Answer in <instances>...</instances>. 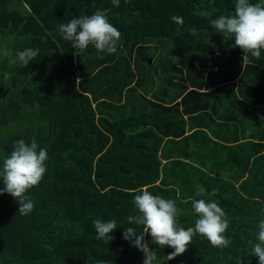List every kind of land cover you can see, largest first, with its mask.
<instances>
[{"label":"trees","instance_id":"obj_1","mask_svg":"<svg viewBox=\"0 0 264 264\" xmlns=\"http://www.w3.org/2000/svg\"><path fill=\"white\" fill-rule=\"evenodd\" d=\"M235 2L120 0L116 7L112 0H0V167L21 138L29 143L35 139L49 156L43 180L27 193L34 202L31 213L21 215L13 197L0 195V264H97L101 259L143 264L144 254L122 235L127 227L143 230L127 221L137 214L133 199L143 187L175 200L183 210L178 217L182 227H194L198 215L192 201L201 198L215 200L229 220L227 247H214L197 234L187 251L170 261L167 255L174 249L155 246L146 234L161 264H258L251 249L264 220V173L253 158L264 162V50L259 59L249 54L243 60L233 38L223 37L210 23L232 14ZM212 9L218 11L211 18L200 15ZM97 10L107 12L121 33L119 44L125 43L136 59L150 65L153 74L142 81L141 71L130 68L121 49L109 55L90 45L74 55L76 50L57 26ZM173 15L181 16L183 24L173 22ZM149 39L152 46L145 44ZM24 48L39 49L28 67L12 63ZM143 48H163L155 56L161 65L146 61ZM157 76L165 97L154 104L164 112L145 113L142 120L140 112L132 119L112 117L116 102L146 99L139 94L131 100L133 95H123L122 87H142ZM225 82L226 93L219 97L217 91L225 85L216 90L213 86ZM190 120L196 134L208 136L207 170L186 162L182 158L188 155L180 152L186 171L179 169L173 180L163 178L164 156L174 160V153H161L164 137L171 128L184 135ZM186 180H195L189 196L173 183L181 188ZM201 187L207 194L197 196ZM95 219L117 221L109 244L96 238Z\"/></svg>","mask_w":264,"mask_h":264},{"label":"clouds","instance_id":"obj_2","mask_svg":"<svg viewBox=\"0 0 264 264\" xmlns=\"http://www.w3.org/2000/svg\"><path fill=\"white\" fill-rule=\"evenodd\" d=\"M127 2L129 0H125V3ZM112 4L118 7L120 0H112ZM216 11L218 9L202 11L200 15L211 18ZM170 19L177 24H183L181 16L173 15ZM210 23L223 37L233 38L235 47H239L244 53L243 60H248L249 54L256 59L261 57L264 50V3L253 4L250 0H236L232 14L219 15L210 19ZM57 30L63 40L71 42L72 48L76 50L74 55L77 56L90 45L100 53L115 54L121 39L120 31L109 21L107 12L101 10L91 15L81 14L73 17L67 23H60ZM207 44H211V41L208 40ZM4 54L11 55L6 50ZM38 54L39 49L24 48L16 52L12 63L18 62L22 67H28ZM76 82L78 86L79 78ZM261 119L264 120V117ZM48 159L46 148L39 147L35 139L29 143L23 138L14 142L13 150L3 159L0 181L4 187L0 188V195L7 193L13 197L19 205L18 212L21 215H28L34 209V202L27 193L43 180ZM137 191L139 194L133 199L137 214L129 215L127 221L129 224L142 226L143 230L138 232L136 227H127L122 235L124 240L144 254L143 264H161L157 251L145 240L146 234L150 235L155 246L174 249L167 255L168 261L184 254L197 234L205 237L214 247L223 248L230 244V240L225 236L229 220L215 200H193L192 208L198 218L194 227L185 228L178 223V217L183 210L177 207L175 200L154 195L147 187ZM196 194L204 196L207 193L201 187ZM93 226L96 238L106 244L112 241L110 234L118 227L115 219H95ZM258 229L257 242L253 244L251 251L258 258V264H264V220L260 221ZM97 264H110V261L101 259Z\"/></svg>","mask_w":264,"mask_h":264},{"label":"crops","instance_id":"obj_3","mask_svg":"<svg viewBox=\"0 0 264 264\" xmlns=\"http://www.w3.org/2000/svg\"><path fill=\"white\" fill-rule=\"evenodd\" d=\"M149 41H150V39L147 40L145 42V44L147 46H152L153 43H151V42L148 43ZM137 45H141V44H137ZM126 46H125V43L122 42L121 44H118V50H120V49L125 50V54H127L125 56L129 59L130 68L133 67L135 70L137 68L139 71H141V77H142V81H143L145 79V77L147 76V74H153V70L150 67V65L142 63L140 60L136 59L135 56H133L131 53L132 50H130L129 48H126ZM162 49L156 48V49H154L155 52L154 51L150 52L146 48H143V49H141V51L145 53L144 57L147 58L146 61L152 60V62H154V63L158 62L157 65L159 66V65H161V63H160L158 57L162 54L161 53ZM137 50H139V49L133 48V52H135ZM128 53H129V55H128ZM157 54H158V57H157L158 59L155 58V56ZM126 69H127V66H126ZM208 71L210 72L209 67H208ZM209 72H208V75L210 78ZM161 75H164V70L161 72ZM125 76H128V73H126ZM80 79L81 78H79V80ZM154 79H155L154 82H152L151 79H148L147 83L145 85H143L142 87L136 85L135 83L132 85L128 84V85H125L124 87H122L121 89L124 90L123 95H125L126 93H130L133 95L131 100H133L136 97V95H139V94L145 95L146 99L145 100L139 99V101H132V102H129V104H127V105H123L124 102L118 100L119 102H116L117 106L114 105V107H113V116L112 117L116 118V119H120L122 117L128 116L127 118L132 119V118H134V116H133L134 113L140 112V113H142V116H141V120H142L145 113H147V115H148L149 113L153 112L154 115H156V113H158V112H160V113L164 112L165 109L163 106L157 107V105L154 104V102H156V101L164 102L165 90H164V87L162 85L163 83L160 82V76H159V78L157 76ZM151 83H152V87L150 86ZM222 85H225V87L220 89L219 91H217V92H219V97H222V95L226 93L228 84L225 82V83H221V84L213 86L214 90H216V89L221 88ZM193 94H195V97L197 96L196 93H193ZM124 100H125V98H124ZM189 103H190V101H189ZM189 103H188V106H189ZM209 104L212 105L214 103L209 100ZM164 105L166 107L168 104H164ZM121 106H123V107H121ZM262 112H263L262 110H257L255 113L258 115H262ZM135 117H138V115L135 114ZM186 117L188 119L190 118V116H185V118ZM205 119L208 120V117H205ZM183 124H185V123H183ZM194 124H195V122L193 120L186 122V124H185L186 130L184 131V135L178 134L176 129L173 131V128L170 129L171 130L170 136L165 135L161 153H162V155H164L168 152L174 153V155H173L174 160H171L173 162V165H170L171 161L166 160V156H164L163 166L164 165L165 166L162 169V173H161L163 178H168L169 180H173L174 174H176L179 171V169H181V171H182V169L185 168L184 165L186 164V162L194 165V167H196V165H203V166H205V169L207 170V168H206V165L208 166L207 150L209 152L211 149V147L208 148V143H207L208 142V136L203 137L202 135L196 134L197 131H195V128L197 126ZM177 128H178V126H177ZM205 132L208 133V127L205 128ZM200 140H205V142H203V144H200ZM253 140L258 141L256 139H253ZM198 144H199V147H198ZM180 152L186 153L188 156H185V157H188V158L187 159L182 158V156L180 155ZM177 155H179V158H176ZM181 158L185 159L186 162L183 163L181 160H179ZM197 160H201V161L206 160V163H198ZM253 161H255L257 166L261 165V171H259V172L264 173V162L261 163L259 161H256V158H253ZM183 171L185 172L186 168ZM224 172L226 175L225 170H224ZM173 183H174V187L177 189V191L180 192L181 188L175 182H173Z\"/></svg>","mask_w":264,"mask_h":264},{"label":"rangeland","instance_id":"obj_4","mask_svg":"<svg viewBox=\"0 0 264 264\" xmlns=\"http://www.w3.org/2000/svg\"><path fill=\"white\" fill-rule=\"evenodd\" d=\"M9 49H12V48H9ZM9 78H10V76H9V74H7V75H6V80H7L8 83H9ZM11 88L14 89L13 86H11ZM221 171H223V173H225L224 170H223L222 168H221L218 172H221ZM214 172H215V171H214ZM221 176L224 177V175H221ZM193 185H195V180H192V181H190V180H186V181L183 182V184L181 185V189H182V191H183V190L185 191V193H186L187 196H189V194L191 193L190 188H192Z\"/></svg>","mask_w":264,"mask_h":264}]
</instances>
